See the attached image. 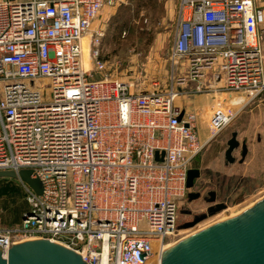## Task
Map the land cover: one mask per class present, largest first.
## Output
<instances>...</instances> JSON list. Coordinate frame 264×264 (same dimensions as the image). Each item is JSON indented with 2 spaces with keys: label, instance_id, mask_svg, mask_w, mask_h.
Masks as SVG:
<instances>
[{
  "label": "built area",
  "instance_id": "2783aa9c",
  "mask_svg": "<svg viewBox=\"0 0 264 264\" xmlns=\"http://www.w3.org/2000/svg\"><path fill=\"white\" fill-rule=\"evenodd\" d=\"M115 1L0 0V170L31 169L43 186L18 179L31 214L0 226L3 253L49 239L87 264H162L192 162L264 99L255 0H179L170 76L148 90L109 75L93 35L85 67L83 38ZM205 92L216 107L203 140L199 111L177 99Z\"/></svg>",
  "mask_w": 264,
  "mask_h": 264
},
{
  "label": "rangeland",
  "instance_id": "374dc122",
  "mask_svg": "<svg viewBox=\"0 0 264 264\" xmlns=\"http://www.w3.org/2000/svg\"><path fill=\"white\" fill-rule=\"evenodd\" d=\"M178 7L179 0H116L112 6L105 7L87 38L91 35L99 38V48L102 59L107 62L109 75L133 81L138 89L148 90L155 81L165 86L171 71L169 53L174 42ZM101 76L100 72L94 73L95 80ZM193 86L191 84L190 88ZM189 95L179 96L177 100L195 109L197 106L190 102L195 94ZM221 97L226 101V95L221 94ZM198 118L200 120L202 117ZM233 131H237L240 142L246 141L248 146L243 162H240L241 147L234 151L237 158L234 163L224 159L227 141ZM199 132L201 138L207 136V124L199 128ZM195 163H199L202 172L198 188L204 192L215 191L217 200L227 205L228 212H214L195 225L184 228L182 225L190 218L180 210V207L185 206V201L179 200L176 221L179 228L172 247L215 223L239 216L264 197V101L258 98L244 106L210 140L192 162ZM196 203H199L194 206L197 214L207 212L210 203ZM3 219H0L1 227L12 226Z\"/></svg>",
  "mask_w": 264,
  "mask_h": 264
},
{
  "label": "water",
  "instance_id": "95a60500",
  "mask_svg": "<svg viewBox=\"0 0 264 264\" xmlns=\"http://www.w3.org/2000/svg\"><path fill=\"white\" fill-rule=\"evenodd\" d=\"M241 145L238 132L233 131L227 141L224 152L225 160L234 163V151ZM248 153L246 142L242 143L240 162ZM157 158L159 153L157 152ZM31 169H23L19 173L13 170H0V178L22 179L37 193L43 192L42 183L32 176ZM201 176L200 168H190L187 187L195 185V179ZM39 181V182H38ZM209 202L216 201V192H210ZM199 196V194H195ZM228 211L225 203H218L208 209V213L198 215L193 221L182 226L191 227L208 214ZM25 213L24 217L27 218ZM1 249V248H0ZM0 264H87L83 256L57 242L49 239H38L16 242L9 250L7 257L0 250ZM162 264H264V198L237 217L213 224L212 226L187 237L163 255Z\"/></svg>",
  "mask_w": 264,
  "mask_h": 264
},
{
  "label": "trees",
  "instance_id": "16d2710c",
  "mask_svg": "<svg viewBox=\"0 0 264 264\" xmlns=\"http://www.w3.org/2000/svg\"><path fill=\"white\" fill-rule=\"evenodd\" d=\"M26 192L20 181L13 178H0V219L12 226L20 224L26 212L30 211ZM5 224V225H6ZM9 226V225H6Z\"/></svg>",
  "mask_w": 264,
  "mask_h": 264
},
{
  "label": "flooded vegetation",
  "instance_id": "af4514ba",
  "mask_svg": "<svg viewBox=\"0 0 264 264\" xmlns=\"http://www.w3.org/2000/svg\"><path fill=\"white\" fill-rule=\"evenodd\" d=\"M243 142H246V141H243ZM242 143L239 146V147H241L240 148V153H242ZM224 159H225V157H224ZM236 160H237V158H236ZM191 168H200L201 169V167L199 166V163L198 164L197 163L192 164L191 165ZM199 179H200V177L199 178H196L195 179V185H194V187L187 190V192H186V194H185V196L183 198V201H185V206L184 207H180L181 212L183 211L190 218V219H188L187 222H190V221L194 220L198 215H201V214H204L205 213L204 212V213L197 214L196 209H195L196 207H194V206H196V205L199 204V203H196L197 201H202V202L210 203L207 206V212L206 213H208V209L211 206L217 205L218 203H221V202H219L217 200V194H216V201L209 202V199L211 198L210 192H212V191L211 190H209L207 192L201 191V189L198 188V186H199ZM195 194H199V196H195ZM262 198H264V197H262ZM262 198H260L259 200H261ZM259 200H257V201H259ZM208 215H210V214H208Z\"/></svg>",
  "mask_w": 264,
  "mask_h": 264
},
{
  "label": "crops",
  "instance_id": "0c3cea01",
  "mask_svg": "<svg viewBox=\"0 0 264 264\" xmlns=\"http://www.w3.org/2000/svg\"><path fill=\"white\" fill-rule=\"evenodd\" d=\"M255 5H256V7H263L264 8V0H255ZM263 101H264V99H263ZM190 102L194 103L197 106V107H195V110H198L199 111V117H202L200 120H198L199 121L198 126H199V128H203L204 125L208 123V119H209V117H211V115L215 109L213 95H212V93L195 94V97L192 100H190ZM228 108H229V106L223 107V109L225 111ZM224 115H226V114H224ZM206 138H207V136L202 137L203 140H205Z\"/></svg>",
  "mask_w": 264,
  "mask_h": 264
},
{
  "label": "bare ground",
  "instance_id": "6f19581e",
  "mask_svg": "<svg viewBox=\"0 0 264 264\" xmlns=\"http://www.w3.org/2000/svg\"><path fill=\"white\" fill-rule=\"evenodd\" d=\"M88 36L86 35L84 38H83V60H84V64H85V67L86 68H90L91 67V58H90V45H89V40L90 38H87ZM223 95H226V94H223ZM245 100L244 97H233L232 98V104H240L242 103V101ZM226 101H227V97H226ZM225 101V102H226ZM263 199V198H262ZM260 201V200H259ZM258 202V201H257ZM256 202V203H257ZM249 209V208H248ZM228 212V211H226ZM242 213V212H241ZM235 217V216H234ZM233 218V217H231ZM230 219V218H229ZM227 220V219H226ZM225 221V220H224ZM221 222V221H220ZM212 226V225H211ZM210 227V226H209ZM208 228V227H207ZM202 231V230H201ZM200 232V231H199ZM196 234V233H195ZM194 234V235H195ZM174 239V238H173ZM173 239H171L166 245V248L165 250H168L170 248V246L172 247V244H173ZM5 257H7V253H3Z\"/></svg>",
  "mask_w": 264,
  "mask_h": 264
}]
</instances>
